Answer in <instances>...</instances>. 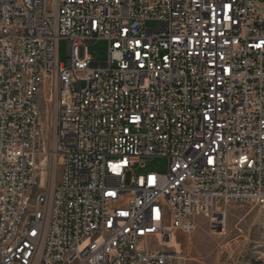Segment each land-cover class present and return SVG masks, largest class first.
Masks as SVG:
<instances>
[{
	"label": "built area",
	"instance_id": "1",
	"mask_svg": "<svg viewBox=\"0 0 264 264\" xmlns=\"http://www.w3.org/2000/svg\"><path fill=\"white\" fill-rule=\"evenodd\" d=\"M232 203L264 205V0H0V264H185Z\"/></svg>",
	"mask_w": 264,
	"mask_h": 264
},
{
	"label": "rangeland",
	"instance_id": "2",
	"mask_svg": "<svg viewBox=\"0 0 264 264\" xmlns=\"http://www.w3.org/2000/svg\"><path fill=\"white\" fill-rule=\"evenodd\" d=\"M147 26L157 27L158 22L148 20ZM88 52L97 61H103L108 56V43L98 40L89 44ZM60 57L62 61H67L66 40L60 42ZM54 117L55 108L49 105L44 126L50 142L53 141ZM49 166L52 170L49 169L48 184H53L59 180L61 168L56 163ZM167 169V159L155 157L136 166L134 173L165 174ZM131 175L132 172L128 177ZM168 246L170 250L181 252L185 264H264V205L232 203L228 207L224 227L219 228H214L209 218L199 216L192 232L179 231Z\"/></svg>",
	"mask_w": 264,
	"mask_h": 264
},
{
	"label": "bare ground",
	"instance_id": "3",
	"mask_svg": "<svg viewBox=\"0 0 264 264\" xmlns=\"http://www.w3.org/2000/svg\"><path fill=\"white\" fill-rule=\"evenodd\" d=\"M54 179H55V178L53 177V181H54Z\"/></svg>",
	"mask_w": 264,
	"mask_h": 264
}]
</instances>
